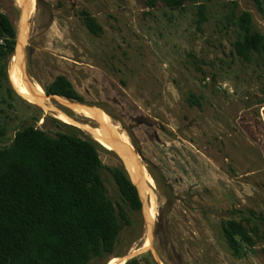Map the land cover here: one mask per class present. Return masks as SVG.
I'll list each match as a JSON object with an SVG mask.
<instances>
[{"label": "rangeland", "instance_id": "374dc122", "mask_svg": "<svg viewBox=\"0 0 264 264\" xmlns=\"http://www.w3.org/2000/svg\"><path fill=\"white\" fill-rule=\"evenodd\" d=\"M199 1L206 21L198 27L191 4L30 0L29 14L18 0H0V15L16 33L12 55L0 58V149L27 127L54 137L70 126L94 142L100 132L128 146L153 182L143 180L140 191L132 183L145 196L134 227L122 230L111 256L89 264H264V56L238 59L232 44L240 32L226 22L232 2L261 35L264 17L253 0ZM59 76L82 102L45 98L41 86ZM20 86L35 87L43 99L34 103ZM102 147L109 151L100 153L104 166L124 168ZM107 196L118 201L111 184ZM229 220L255 223L260 232L240 259L222 238Z\"/></svg>", "mask_w": 264, "mask_h": 264}, {"label": "trees", "instance_id": "16d2710c", "mask_svg": "<svg viewBox=\"0 0 264 264\" xmlns=\"http://www.w3.org/2000/svg\"><path fill=\"white\" fill-rule=\"evenodd\" d=\"M264 17V0H253ZM199 0H149L168 9L191 4L197 10V26L206 21V7ZM227 26L240 36L232 44L234 55L250 62L264 56V35L252 24L251 14L235 12L231 3ZM87 30L98 35L101 28L82 12ZM16 33L10 20L0 15V58L12 55ZM46 97L82 102L63 76L41 86ZM68 132L54 137L34 127L18 131L8 147L0 149V264H89L114 253L123 229H132L133 214L142 208L139 193L120 165L107 167L100 159L106 148L66 126ZM72 131V132H71ZM5 135L0 129V138ZM112 185L118 196H107ZM222 238L230 254L240 259L260 240L258 226L229 220ZM108 262V261H107ZM124 264H144L132 259Z\"/></svg>", "mask_w": 264, "mask_h": 264}, {"label": "bare ground", "instance_id": "6f19581e", "mask_svg": "<svg viewBox=\"0 0 264 264\" xmlns=\"http://www.w3.org/2000/svg\"><path fill=\"white\" fill-rule=\"evenodd\" d=\"M18 1L20 2V5L23 7L25 12L28 11L27 13H29L30 9H32L30 0H18ZM20 57L21 55L19 54L17 57L18 62H20ZM14 67L17 68V74L21 75L23 69L21 68V66H19V63L18 65L16 64ZM20 92L24 94L28 99L32 100L34 103L37 104H39L44 97L43 94L33 86L30 87L20 86ZM45 98L47 99L46 96ZM92 138L102 146L108 147L112 151L114 150L119 155L116 156L120 159L121 163H123L124 168L126 169L128 174L130 173L129 176L131 177V181L139 189V191L141 190L139 184H141L143 188L147 189V186L145 185L146 183H144L143 180L146 181L150 186L153 185L150 176H148V173L137 162V160L135 159V157L131 152V149L128 146L122 144V142L119 139L112 138L100 132L92 133ZM140 197L144 199L145 196L142 194V196ZM150 225L151 223L148 222V228L150 227ZM124 260L115 261L113 263L110 261V263L124 264Z\"/></svg>", "mask_w": 264, "mask_h": 264}, {"label": "water", "instance_id": "95a60500", "mask_svg": "<svg viewBox=\"0 0 264 264\" xmlns=\"http://www.w3.org/2000/svg\"><path fill=\"white\" fill-rule=\"evenodd\" d=\"M54 97H56V96H54ZM138 156L142 159V157H141V155L140 154H138Z\"/></svg>", "mask_w": 264, "mask_h": 264}]
</instances>
